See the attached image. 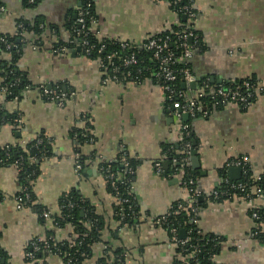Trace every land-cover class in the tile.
<instances>
[{
	"label": "crops",
	"instance_id": "crops-1",
	"mask_svg": "<svg viewBox=\"0 0 264 264\" xmlns=\"http://www.w3.org/2000/svg\"><path fill=\"white\" fill-rule=\"evenodd\" d=\"M0 4L4 8L0 33L16 35L20 22L38 25L43 31L42 45L36 44V34L23 33L19 70L34 86L59 83L74 92L59 106L45 101L38 89L24 92L20 100H8L0 89V110L21 116L22 121L20 126L0 128V146L29 142L40 134L53 140L52 155L40 162L33 184L36 205L56 214L63 194L78 190L104 217L105 240L123 250L126 264H175L178 249L169 234L150 223L175 201L187 199L175 178H166L154 168L163 158L164 145L177 143L180 136L181 120L167 110L162 89L151 79L139 84L104 83L97 61L81 54L79 47L63 54L53 52L54 43L68 40L79 0H40L32 6L27 0H0ZM195 8V30L203 48L195 50L190 59L194 75L213 84L254 77L264 87V0H195ZM95 12L92 29L98 37L136 46L185 20L163 0H96ZM9 59L10 54L0 47V85L1 71ZM83 118L90 120L95 141L79 146V152L70 134L74 127L85 126ZM191 127L200 159L197 190L204 203L199 231L203 236L221 237L218 264H264V243L252 236L257 227L264 233V224L251 217L249 204L237 198L219 203L210 200L211 193L222 185L223 170L227 169L226 179L230 180L227 164L231 159L246 156L254 176L264 173V92L247 108H220L207 118L192 119ZM123 149L137 162L133 194L142 217L136 226L119 228L113 213L115 198L97 166L104 159L116 161ZM93 152L103 159L86 161V170L78 178L75 153L88 158ZM19 191L16 169L0 165L4 264H28L24 258L28 243L50 230L61 240H68L71 234V226L56 229L30 206L18 209L15 197ZM252 204L264 207V200L255 199ZM103 247L96 244L93 257L83 264H96ZM52 264L64 263L54 258Z\"/></svg>",
	"mask_w": 264,
	"mask_h": 264
},
{
	"label": "trees",
	"instance_id": "trees-1",
	"mask_svg": "<svg viewBox=\"0 0 264 264\" xmlns=\"http://www.w3.org/2000/svg\"><path fill=\"white\" fill-rule=\"evenodd\" d=\"M40 0H35L33 4L29 5H35ZM28 2V0H27ZM171 6V5H170ZM172 9L175 11L174 6H171ZM92 15L94 18H96V12H95V3L92 7ZM180 18H183L182 14H178ZM88 25L90 24V21L88 20ZM19 24L23 25V29L21 30L22 33H17L14 36L10 35H4L9 42L13 43L16 48L13 47V49H10L9 51L6 49L5 45L0 44V47L7 53L10 54V59L8 63L5 64L4 68L1 71V75L3 78V81L0 85V89H5L4 92L8 100H20L23 97L24 92L27 89H38L40 94L43 93V88H41V85L34 86L27 78V75L20 71L17 65V61L21 55L22 50V44L21 40L23 39L22 35L23 33L30 32L37 35V38L35 40L37 45H42V29L36 26L29 27L28 25L24 24L23 22H20ZM186 24V20H180V22L173 26L172 28L162 32L161 34L154 36L162 39H168L169 40V48L174 52L175 57H179L182 55V49L180 47V42L178 39V36L180 33L183 32L184 27ZM79 25L76 24L75 20H72L69 25V37L66 41H59L54 43L53 48H57L58 46H64L67 48H74L76 47V42H80V53L84 54L85 56L94 59V60H103L105 63L108 62L109 56H111V60L113 62V66L119 67V77L121 78L123 76V73H129L131 74L132 78L135 79L137 82H143L147 79H151L154 83L157 84V80L155 78V72L158 71L159 64L157 60L153 56V52L146 49V48H134L130 49L129 47H122L120 43L109 38H100L98 37L94 32L83 33L80 36H75V31L79 30ZM194 36H197L198 44L200 45L199 49H202V39L200 34L194 29ZM153 37V38H154ZM73 40V42H70ZM148 40V39H147ZM83 41H86V45H82ZM194 42V40H193ZM129 43V42H127ZM90 50L89 52H86L87 50ZM134 51L135 53V60L136 62L129 65V66H123L122 59L127 57L130 53ZM186 65L182 62L175 63L171 65L170 67L174 70H177V79L175 82H170L174 88L178 91L181 90V85L183 82V76L179 72L185 67ZM188 67L191 68L190 62ZM112 68V65L109 66V70ZM192 71V69H191ZM193 73V72H192ZM194 74V73H193ZM206 79V78H202ZM244 80H249L252 83H257V80H255L254 77H247L241 80L235 81V84H240ZM52 89H57L59 92L67 93L68 95L71 94V89H65L63 84H52ZM45 101L50 102V99L48 97H43ZM256 97L252 98V101H255ZM204 102L206 104L210 101L209 99H204ZM17 115H8L5 113V111L0 110V128L5 124H14L15 119ZM192 119H189L188 121H183L184 124L189 125L190 134L189 136H185L184 141L190 142L194 148V151H196V142H195V135L193 134L191 123ZM17 126V125H14ZM93 128L91 125L90 120L85 123V126L82 128L74 127L71 131L70 136L72 137L75 144L78 146L76 148V151H79V146L91 143L95 141V136L93 134ZM45 134H40L37 137H40L42 140L41 144H37L36 139H32L27 143L25 147H21L19 145H16L11 153V159L10 162H15L19 159H23V169L22 172L19 173L18 178L20 185L27 186L29 188V193L32 196V199L35 200L34 192H33V184L36 178L38 177L40 173L39 165L40 162L52 155V144L49 143L47 137H45ZM184 141H178L175 144H166L163 147V158L161 159L163 164V172L162 176L174 179L175 174V167L176 165L173 164V159H178V162H180V159L182 156H185V148H184ZM3 146H0V152H3L2 150ZM80 152V151H79ZM122 152L117 157L116 161H110L109 165L111 167V173L114 174L113 179H108L106 181L109 192L113 195L114 198L119 197V199L123 200L121 202L118 198L115 199L114 206H113V213H114V219L119 222V228L124 226H134L139 221L141 216V210L138 205V202L132 192V187L134 184V179L136 176V167L137 162L136 160H133L129 157V168H125L124 165L121 162V155ZM127 153V151H126ZM37 154L38 158L34 162L28 161V156ZM98 156V153L93 152L88 158H85L81 155V163L83 165L82 168V175L84 174L86 170V161L94 162L96 161ZM3 158V153H0V159ZM166 164V166H164ZM2 165V164H0ZM7 165V164H6ZM10 165V164H9ZM105 167L108 166V163L105 161L100 164ZM99 165V166H100ZM4 166V165H3ZM178 167L180 165H177ZM226 170H223L222 175L223 178L226 179ZM100 173V172H99ZM185 177L187 179H194L195 181V187H197V170L193 169L192 166L185 167ZM114 183V185L112 184ZM242 183L245 184V190H238V189H232L231 184L232 183H226L222 185L220 190H226L229 192L228 197H224L221 202L225 199H231L233 196L237 197H244L245 194L252 191V185L253 183L257 186H263L264 185V173L259 176V178H255V176L252 173L251 165L248 162L247 164H244L242 167V177L241 179L236 182V184ZM264 193V192H263ZM255 195H253L254 197ZM1 199V196H0ZM210 200H213L211 197ZM69 204H72V207H69ZM201 205L204 204L203 202L200 203ZM38 214L41 213L42 208L39 205L31 206ZM257 212L261 216L260 220H256L258 223L264 224V207H259ZM252 214V212H250ZM167 216V222L166 227H176L178 228V232L184 231L185 233L192 230L190 241L185 247L188 252L193 251V246H198L200 248V251L196 254V257L200 260L201 264H214L212 261V254L219 255L222 247V239L221 237L215 236V235H207V236H201L198 234V227L197 225L190 222L191 218V212L190 209L187 206V202L185 200H177L170 206L168 212L166 213ZM53 223L54 226H58L61 228H65L67 226H72L74 228V234L77 238L76 242H81L80 244H77L73 248H69V241L70 240H64L63 245H61L62 252H67L69 258H72L75 261V264H83L84 261L91 259L93 257V250L94 246L96 244H103V254L98 259L96 264H116L114 262V258L116 256H119L123 254V250L120 248H115L113 245H109L108 242H106L104 237V231H105V220L104 217L100 214H98L95 210V208L90 204L89 200L84 198L78 190H72L69 193H64L60 203H59V212L53 215ZM90 220V221H89ZM118 229V228H117ZM117 231V230H116ZM259 231V234L257 237H255L260 242L264 243V233L261 231V227H257L253 232ZM53 232V231H49ZM54 233V232H53ZM116 233V232H115ZM113 235L114 233H111ZM118 237V236H117ZM4 253L2 252L0 248V264H4L3 261Z\"/></svg>",
	"mask_w": 264,
	"mask_h": 264
},
{
	"label": "built area",
	"instance_id": "built-area-1",
	"mask_svg": "<svg viewBox=\"0 0 264 264\" xmlns=\"http://www.w3.org/2000/svg\"><path fill=\"white\" fill-rule=\"evenodd\" d=\"M80 5L76 9L75 13V22L77 25H79L80 29L75 31V36H80L83 33H93L92 29V23L94 22L95 18L92 15V7L96 0H79ZM169 3L171 6H174L175 12L177 14H182L183 17H185L186 24L184 27V30L182 33L179 34L178 39L180 42V47L182 49V55L179 57H175L174 52L169 48V40L168 39H162L158 37L150 38L143 42L142 45L136 46L132 43H127L124 41H117L120 43L122 47H129L130 49L134 48H146L153 52L154 58L157 60L159 64L158 71H156L155 78L157 80V85L162 89L164 96H165V105L167 110L174 116H176L180 121V136L179 141H184L185 136H189L190 130L189 125L184 124L182 122V116L184 114H187L189 116V119L191 118H207L211 115V113L215 110H218L220 108H228L232 105H238L242 108H247L251 104H253L254 101H252L253 97H257L258 94H261L264 92V87L259 83H252L249 80H244L242 83L235 84V81H226L221 82L219 84H213L210 82L208 78L203 79L195 76L191 68L187 66L189 65L190 59L192 58L194 51L200 48V45L198 44L197 36H194V29H195V23L198 19V11L195 8V0H163ZM35 0H28V4H33ZM0 11H4L3 6L0 4ZM88 20L90 21L91 25H88ZM23 29V25H18V31L17 33H22L21 30ZM1 34V33H0ZM194 40V42H193ZM70 42H73L71 40ZM0 44L5 45L6 49L9 51L10 49L16 48V46L9 42L8 39L4 35H0ZM87 42L83 41L82 45H86ZM76 47H80V42H76ZM67 47L64 46H58L57 48H53V52L57 54H63L67 51ZM88 49L86 52H89ZM109 59L107 63L103 60H97L98 63V70L102 77V81L104 83L108 82H116L122 85L128 84V83H134L139 84L141 82H137L135 79L132 78L131 74L129 73H123V76L119 77V67L113 66V62L111 60V56H109ZM135 53L134 51L130 53L127 57L122 59L123 66H129L133 63H135ZM184 63L186 66L179 72L183 76V82L182 84L189 85L192 82L196 83V88L191 89L190 87L183 88L181 85V90L178 91L176 87L174 88L170 82H175L177 79V70L172 69L170 66L175 63ZM112 65V68L109 70V66ZM251 78V77H249ZM50 85V86H49ZM41 88H43V93H41V97H48L50 99V102L57 103L59 106L65 105V103L71 98L73 91L70 95L67 93H61L57 89H52V84H42ZM3 92H5V89H1ZM30 89H27L26 91H29ZM25 91V92H26ZM209 99L212 102H204V99ZM83 123H87L89 120L88 118H83ZM184 121V120H183ZM22 123L21 116H18L15 119V122L13 125L20 126ZM47 137L50 144H53V140L49 136ZM37 144H41L42 140L40 137L35 138ZM28 142L21 143V144H6L3 146L2 150L3 152V158L0 159V164L2 165H11L13 166L16 171L17 175L22 172L23 169V159H19L15 162H10L11 159V153L16 145H19L21 147H25ZM184 148H185V156H182L180 159V162H178V159H173V164L176 165L175 167V174L174 178L178 180L179 184L182 188L185 189L187 193V206L190 209L191 212V218L190 222L197 225L200 220V211L202 205L200 204V193L197 190V187H195V181L194 179L190 178L187 179L185 177V167L192 166V157L194 148L190 142L184 141ZM121 155V162L124 165L125 168H129V158L128 153H126V150H122ZM38 158L37 154L28 156L29 162H34ZM97 159H103L102 156L98 155ZM108 163V166L105 167L103 165L97 166L99 174L106 180L113 179L114 174L111 173V167L109 165V160H103V162ZM249 162L248 157L243 156L240 158L231 159L228 164L227 168L230 167H243L244 164H247ZM74 170L78 178H82V168L83 165L81 163V154L75 153L74 157ZM177 165H180L179 167ZM155 171L162 175L163 172V164L162 161H157L154 164ZM260 175L255 176V178H259ZM226 183H232L231 188L232 189H238V190H245L246 185L242 183L236 184V182H232L228 179H223L222 185ZM114 185V183H112ZM221 185V186H222ZM220 186V187H221ZM215 189L211 195L213 200H211L214 203L221 202L224 197H228L230 195L229 192L226 190H220L221 188ZM70 192V191H69ZM66 192V193H69ZM133 192V187H132ZM264 185L263 186H257L253 183L252 185V191L245 194L243 197H237L233 196L231 199H225V200H232L234 198L241 199L244 202L248 203L250 208L249 211L252 212L251 217L255 220H260L261 216L257 212L259 207L254 206L252 203L255 199H263L264 200ZM253 195H255L253 197ZM118 196V195H117ZM116 196L119 199V197ZM15 200L17 202V208L22 209L26 206H34L36 205L35 200L32 199L31 194L29 193V188L27 186H24L23 184L20 185V191L16 195ZM121 202L123 200L119 199ZM69 207H72V204H69ZM169 210V209H168ZM168 212V211H167ZM166 212V213H167ZM166 213L163 215H160L156 218L150 219V223L164 229L169 234V239L172 244L176 246L178 249V260L175 264H201L200 260L196 257V254L200 251V248L198 246H193V251L188 252V250L185 248L187 244L190 241V235L192 233L193 229H190L187 231L183 238L180 237V232H178V228L176 227H168L167 229V216ZM53 213L46 209L42 208V211L40 213V216L47 221H51L53 226ZM141 220V218H140ZM90 221V220H89ZM140 221L136 224L138 225ZM135 225V226H136ZM56 229H62L61 227H58L57 225L54 226ZM54 232V230H53ZM48 232L45 236L37 237L32 239L26 249L24 250V258L28 262V264H52V260L54 258H57L61 260L64 264H75V261L72 258L67 257V252H62L61 245H63V241L59 239L55 233ZM198 234L201 236L202 233L198 231ZM259 234V231H255L252 233V236L255 238ZM70 238L68 240L70 245L69 248L75 247L77 244H80L81 242H76L77 238L74 234V228L71 226V234L69 235ZM259 241V240H258ZM260 242V241H259ZM105 248V247H104ZM217 256L216 254H212V261L214 264L217 263ZM116 262V264H126V254L123 253L119 256H116L113 260Z\"/></svg>",
	"mask_w": 264,
	"mask_h": 264
},
{
	"label": "water",
	"instance_id": "water-1",
	"mask_svg": "<svg viewBox=\"0 0 264 264\" xmlns=\"http://www.w3.org/2000/svg\"><path fill=\"white\" fill-rule=\"evenodd\" d=\"M184 19H185V17H184ZM77 50H80V48H77ZM182 87L183 88L190 87L191 89H195L196 88V83L192 82V83H190L187 86H186V84H182ZM182 119L184 121H188L189 120V116L187 114H184L182 116ZM164 166H166V164H164ZM192 168L195 169V170L200 168V159L198 158L197 153L195 151L193 152V157H192ZM228 173L231 176L230 180L232 182H238L240 180V178H241L242 168L241 167H230V168H228ZM176 181L178 182L177 179H176ZM184 235H185V232L181 231L180 232V237L183 238Z\"/></svg>",
	"mask_w": 264,
	"mask_h": 264
}]
</instances>
